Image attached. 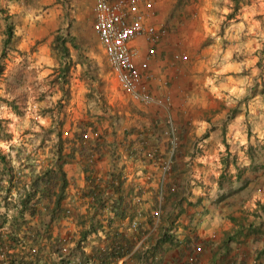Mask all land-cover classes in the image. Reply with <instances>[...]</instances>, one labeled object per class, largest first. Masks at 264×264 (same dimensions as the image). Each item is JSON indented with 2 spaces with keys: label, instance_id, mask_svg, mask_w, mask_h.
Returning a JSON list of instances; mask_svg holds the SVG:
<instances>
[{
  "label": "crops",
  "instance_id": "crops-1",
  "mask_svg": "<svg viewBox=\"0 0 264 264\" xmlns=\"http://www.w3.org/2000/svg\"><path fill=\"white\" fill-rule=\"evenodd\" d=\"M32 1L36 2L38 8L27 9V14L33 15L36 12L34 16L37 18V23L28 24L23 31L25 41L19 45L21 49L28 50L27 43L30 40L33 42L38 40L34 51L27 52L29 57L27 60L30 66L35 63V65L48 70L46 73L53 72V68L57 67L60 59V54L57 53L58 49H51L52 39L58 28L59 19L57 16L59 12L55 7L59 2L58 0ZM88 1L92 7L93 0ZM170 1L174 3L175 0H151L150 21L164 30V34L155 44H151L144 37L132 42V46L138 50L135 60L149 59L150 70L153 73V78L148 81L149 91L155 95L169 94V107L165 109L131 100L120 89L122 96L133 102L134 106L132 107L135 108L128 109V112L125 113V121L120 126H112L107 119L104 122L100 121L102 123L98 122V125L94 124L99 133L103 131L110 133L109 131L114 127L118 128L115 136L108 135L106 141L113 140L115 142V152L119 154V157L112 159L105 152L100 156L93 157L89 162L91 176L103 177L112 167L121 168V176L124 178L123 190L130 196L129 203L134 212L131 217L127 216L120 226L121 230L128 232L132 230L128 227L131 221H135L136 225L147 226L145 216L148 211L153 212L158 208L161 213V208H159L161 198L158 195V189H160L159 183L162 177L161 186L173 177L184 182V186H182L184 200L172 210L174 215L177 212L171 225L172 242H165L160 253H157L160 256L158 264H264V226L259 232L245 234L238 237L236 242L234 240L225 244L226 233L234 228V224L223 212V203L216 205L214 202L218 191L219 159L222 155L221 152L225 149V143H245L242 140L244 138L234 137L235 134L243 133L242 125L233 121L240 119V116L237 115L229 121L225 115L230 109L235 108L242 109V114L245 112L243 108L245 104L243 98L246 96L244 82L248 71L245 70L244 61L234 62L230 57L229 49L236 44L233 42V38H229L227 31L224 33L225 36L216 33L218 32L216 29L210 31L205 13H198L202 8L208 7L203 2L205 0H184V3L179 7V14L169 18L172 6ZM14 7L17 8L18 5L16 4ZM41 8L44 9L41 11ZM90 9L92 28L93 16L92 8ZM215 33L216 38L214 39ZM220 36L228 40H225L223 45L216 42ZM94 38L97 40L95 36ZM98 44L105 55L99 41ZM151 47L155 50L153 54L149 53ZM216 50L217 52H215ZM210 52L212 55L216 54L218 61L215 67L211 68L203 64L206 54ZM175 53L179 55L178 58H174ZM104 59L109 69L106 56ZM207 71L213 72L211 76L207 74ZM70 74H72L71 71ZM96 76L101 80L100 75ZM210 77H212L211 80ZM209 80L212 84L207 87ZM232 81L234 84L231 83ZM82 82L83 80L81 77L79 78L78 74H72V77L69 75V95L77 96L79 92L84 95L88 92L89 87H82ZM203 86H206V91L202 89ZM230 94L237 96L236 103L229 107L225 106V108L214 106L212 98L221 99ZM254 97H256L255 94L251 98ZM240 100L241 103H239ZM27 102L26 106L22 107L24 113H15L10 107H7L8 111L5 112L6 114L8 112V117L16 121V123L13 121L15 126L21 125L20 127L24 130L23 135L13 139L15 145H19L23 151L26 150L27 153H30L31 144H34L35 132L42 127H47L50 120L46 117L37 118L36 114L34 115L35 103L31 105V101ZM224 103L227 104V102ZM70 105L74 112L71 117L74 118L76 111H74L73 100ZM75 107H79V103L76 102ZM83 112H85V106ZM22 113L23 119L20 117V115L23 116ZM100 118L102 120L103 117H99V120ZM83 119L85 118H81V120ZM167 121L168 123L170 121L177 136V151L175 153H173L174 149L171 151L170 141L165 134L168 127ZM77 125L78 121H69L67 118L63 123L62 135L71 136L74 129H77ZM130 128L139 130V133H143L139 135L144 136L146 140L145 143L137 141L138 143L132 144V147L137 150L133 155L129 154V150H126L124 145L118 143L121 140L122 131H126L127 139L125 141L138 136L137 131L128 132ZM183 128L186 131L180 137ZM24 136L27 137L24 138ZM125 144L129 145V142ZM143 144H145V149L149 145L157 148L156 163L152 164L142 152L138 153ZM145 149L143 148V151ZM33 152L26 156V159L27 157L37 158ZM169 160L170 168L163 176L162 165ZM172 162L176 166L174 170L171 168ZM21 170L23 173L28 171V175H25L30 176L29 169ZM64 170L69 182L66 187L64 205L75 210L74 214H85L89 207L90 197L81 196L80 190L85 185L87 172L82 168L78 156L75 160L65 163ZM178 189L180 190V187L177 186ZM106 191H110V189ZM155 199L157 206L153 208ZM111 215L112 211L106 205L102 214L97 215L96 218H99L105 226V221ZM64 220L65 222L67 220L66 223L71 226L76 225L73 215L67 219L64 218ZM187 225L193 231L186 228ZM156 228L152 232L153 235L157 232ZM98 232L104 236L100 229ZM148 234L135 240L131 251L112 261L111 264H148V259L143 258V250L149 242ZM90 237L84 248L86 252H89L91 244L94 243L93 235ZM144 256L147 257V254L145 253ZM89 264H99V262L96 260Z\"/></svg>",
  "mask_w": 264,
  "mask_h": 264
},
{
  "label": "trees",
  "instance_id": "trees-1",
  "mask_svg": "<svg viewBox=\"0 0 264 264\" xmlns=\"http://www.w3.org/2000/svg\"><path fill=\"white\" fill-rule=\"evenodd\" d=\"M183 1H174L168 15L169 18L179 14V7L184 3ZM230 1L232 10L228 14V18L235 15L239 4V0ZM58 2H62V0H58ZM0 17L3 20V24L0 25V75H3L6 66L3 59L10 52L17 54L22 52L17 47L18 38L15 35L14 22L1 7ZM51 49H58L61 52V58L51 76V81L57 83L62 91L59 105L61 104L60 106H62L64 100L67 101L69 97L70 64H79L82 66L81 77L90 78L86 99L95 103L98 101L96 106H100L102 109L101 114L96 116V119L103 117L109 120L112 126H120L124 117L101 101L102 90L100 84H96V82L99 83L101 80L96 76V73L91 74L85 68V44L81 43L74 34L59 30L54 34ZM72 49L74 56L71 53ZM5 79L6 90L12 96L10 98L3 96L2 99L15 113L19 114L22 111L20 105H24V101L27 98L24 65L12 72L10 76L8 74ZM94 81L95 84H93ZM54 109L48 108L46 110L51 112L50 125L40 128L39 132H35V136L39 139V144L48 141V159L45 165L39 170L35 169V167L30 168L29 190L23 189L22 193H20L17 200L19 206L16 207V202L6 200L8 192L2 195L5 207L7 209H15L9 217H7L9 215L7 213H0V252L3 253L5 264H46V258L49 260L52 256L53 261L48 264H89L94 263L96 260L99 264H111L112 261L131 251L135 240H139L148 233L149 242L143 250V258L148 259V264H158L160 256L157 253H160L165 242H172L171 225L174 217L177 216V212L174 215L172 210L184 200V190H182L184 182L182 183L173 177L161 186V203L159 206L161 213L156 225L157 232L154 235L152 234L154 230L150 231V228L155 224L151 210L145 216L147 226L137 224L130 232L121 230L120 226L123 220L127 216L131 217L132 213H134L129 203L131 198L123 190L124 178L121 176L122 170L121 168L112 167L106 172L105 176L96 178L91 176V168L89 166L91 161L89 159L96 155L100 156L104 152L112 159L119 157V154L115 152V142L113 140L106 141L108 135L115 136L118 128L114 127L109 131L110 133L108 131L99 133L98 131L97 137L85 139L83 135L86 132L97 130L94 125L95 122L87 118L83 123H78L77 129H74L71 136H63L65 113L61 112V116H59L60 112L58 110L57 115L53 117ZM166 123L168 124V121ZM134 131H137L138 136L125 141L127 139L126 131H122L121 140L118 141V143L126 147V150H129L130 155L137 152L132 147V144L140 141L145 143L146 141L144 136L139 135L143 134L139 133V130L128 129L130 133H134ZM185 131V128L181 130L180 137L184 135ZM9 138L10 133L7 131L2 119H0V141H6ZM127 142H129V145L125 144ZM227 146L225 143L226 151L220 156L221 168L217 177L218 191L214 202L216 205L223 203L224 207L228 208L232 207L233 201L238 196L250 189L248 187L252 182L258 181L260 177L253 178L249 172L253 174H257L259 170L263 172L264 159L261 160L262 155L258 152L259 148L248 144L243 150L248 162L239 165L237 154L229 152ZM143 148L145 149V144H143L141 151H138L139 154L144 152ZM147 148H155L157 150L153 145H149ZM14 149L15 151L12 152ZM21 151L19 146L11 145V155L19 158ZM175 151H177V145H175L173 153ZM77 156L81 161L82 168L87 172L86 182L80 193L83 197H90V203L85 214L73 215L74 219H76V225L79 226V231L76 238L72 240L71 238L63 237L60 232L54 235L52 231L54 223L59 221V219H67L71 215L66 213L64 205L66 187L69 183L64 164L75 160ZM0 163L2 166L0 174L11 170V163L1 148ZM230 166L235 168V172H231ZM171 168L172 170L176 169L174 162L171 163ZM177 186L180 187V190H177ZM107 189H110V191H106ZM241 199L244 200V196ZM43 200L45 203L41 206L40 203ZM106 205L109 206L112 215L105 221L104 226L96 216L102 214ZM155 206H157L156 199L152 207L154 208ZM226 216L234 224V228L226 233L224 243L228 244L230 241L235 240L236 242L238 237L245 234L261 231L264 226V200L257 198L255 199L254 208L251 210L242 209L238 213L231 210L227 212ZM188 227L189 225L186 226V228ZM99 229L104 236L99 234ZM190 231H193V229ZM91 235H93L94 243L91 244L89 252H86L84 248L88 244ZM69 241L73 242L72 245L69 244ZM64 248L65 250H63ZM145 253L147 257L144 256ZM138 257L140 259V256Z\"/></svg>",
  "mask_w": 264,
  "mask_h": 264
},
{
  "label": "rangeland",
  "instance_id": "rangeland-1",
  "mask_svg": "<svg viewBox=\"0 0 264 264\" xmlns=\"http://www.w3.org/2000/svg\"><path fill=\"white\" fill-rule=\"evenodd\" d=\"M172 3L173 1H170ZM204 4H207L208 7L205 9L202 8L198 13H205L207 18V26L211 31L218 30V34L221 36H225L224 33L227 31V35L229 38H233V42L236 44L233 48L229 49L230 57L234 60V62L244 61L245 70L248 71L247 76L245 77V88L246 96L243 98L245 104L243 105L245 112L242 114V109L235 108L233 110H229L227 112L226 119L231 121L237 115L240 116V119H234L238 124H241L243 127L242 134H235L234 137L244 138L242 140L245 143L240 144L237 142H231L227 144L229 152L237 154V162L239 165L245 164L248 162V159L245 157L244 147L248 144H252L259 148V154L262 155L261 160L264 159V0H239L238 9L235 11V15L231 18H228V14L232 10L231 1L230 0H205ZM18 5L17 8L14 5ZM0 7L5 10V13L10 16L11 20L14 22V31L17 36V47L22 52L21 54L17 53H8V56L3 59L5 62V71L3 75H0V119H2L3 124L7 127V131L10 133L9 151L6 153V158L11 163V158L15 157L10 154L11 145H15V141L13 139H17L18 136L24 134V130L20 126H15L11 117H8V112L6 114V110L8 111L9 107L5 101H3L2 97L10 98L12 96L6 90V76H10L12 72H15L17 69L24 66V70L26 72V80H25V88L27 91V98L25 99L24 105H20V108L26 106L27 101H31L35 103V113L37 118H48L49 124L51 123V112L46 111L48 108H55L53 114L55 117L59 110L61 116V112L65 113V121H78V123H83L87 118L96 122L105 121V119L100 118L96 119V116L101 114L100 106H96L98 101L95 103L93 101H88L86 99V93L82 95V93H77L78 95H69L68 100L62 103V106L59 105V100L61 98L62 91L59 89L57 83H53L51 81L52 72L49 73L48 70H45L44 67H40L38 65L30 66L28 62L27 52L32 53L36 44L39 42L38 40H30L28 44V50L21 49L20 43L25 41L23 38V31L28 26L29 23L36 24V17L33 15L27 14V9H37L38 5L36 2L32 0H0ZM43 7V6H42ZM58 10V28L57 31L70 32L74 34L81 43L85 44V68L91 74L96 73L101 76V82L96 84H100L102 90L101 101H103L106 106L112 107L118 111L119 114H122L124 117L123 122L125 121V113L128 112V109H133L135 107L134 103L129 99L127 100L122 96L120 87L116 82L112 72L108 69V66L105 64V55L100 48L98 41L95 40V34L92 33L91 28V4L88 0H80V1H72V0H62L55 7ZM44 8H41V11ZM196 9V8H195ZM15 10V11H14ZM56 10V11H57ZM35 11V10H33ZM3 24L2 17H0V25ZM216 33L214 34V39L216 38ZM94 34V35H93ZM218 38L216 41L218 44H224L226 38L223 37ZM209 38V37H208ZM210 40V38H209ZM228 41V40H227ZM219 47V46H218ZM236 48V49H235ZM214 49V48H213ZM223 51V50H222ZM212 52V51H211ZM207 53L203 64H206L208 67H215L217 64L216 54L212 55ZM217 52V50L215 51ZM58 54H61L60 50L57 51ZM72 55L74 56L73 49L71 50ZM59 56V55H58ZM61 58V57H60ZM259 62V63H258ZM28 63V64H27ZM261 64V65H259ZM27 65V67H26ZM53 68V73L54 69ZM70 71L72 74H78L79 78L82 73V66L78 64L71 63ZM86 71V70H85ZM238 72V71H236ZM213 72L207 71V74L211 76ZM72 74L70 76L72 77ZM218 76V75H217ZM82 87L90 86V78L81 77ZM212 77H210V80ZM207 82V87L211 86V81ZM79 83V82H78ZM234 84V82H231ZM81 88V84H80ZM79 89V87H78ZM202 89L206 91V86H203ZM29 94V95H28ZM255 94L256 97H253ZM73 96V97H72ZM84 97V102H83ZM242 98V97H241ZM30 99V100H29ZM73 100V106L75 116L71 117L72 110L70 108V103ZM214 106H220L221 108H225V106L229 107L232 104L236 103L237 96L230 94L227 97H223L221 99L212 98ZM27 102V103H26ZM76 102L79 103V107L76 106ZM224 102H227L225 105ZM241 103V100L239 101ZM22 104V103H20ZM85 106V112H83ZM23 110V108L21 109ZM111 110V109H109ZM241 110V111H240ZM240 111V112H239ZM21 112H25L24 110ZM69 112V113H68ZM22 113V115H23ZM238 113V114H237ZM68 115V116H67ZM20 117L23 119L24 115ZM81 118H85L81 120ZM138 119V118H137ZM64 121V123H65ZM128 122V121H127ZM16 123V121H15ZM102 123V122H100ZM240 127V128H242ZM67 128V126H66ZM21 130V131H20ZM39 132V130H37ZM70 131V129H69ZM26 132V130H25ZM14 137V138H13ZM27 137V136H26ZM24 136V138H26ZM19 146V145H16ZM6 147V144L3 145ZM25 147V146H24ZM28 147V146H26ZM224 149V146H222ZM23 149V148H22ZM21 149V150H22ZM48 141H44L43 144H39V139L35 136L34 144H31L30 153H35L37 158H28L26 156L30 155L26 150H22L21 156L19 158L15 157L17 161L19 160V166L23 170H27L35 166V169H40L45 165L46 160L48 159ZM12 150V152H14ZM225 149L221 153H225ZM11 152V153H12ZM22 158H24L22 160ZM33 159V160H32ZM38 159V160H36ZM220 161V159H219ZM22 164V165H21ZM29 166V167H28ZM221 168V167H220ZM231 172H235V168L230 166ZM31 172V171H30ZM259 172V174H258ZM257 174H251L254 177L258 178V181L252 182L248 187L250 189L246 190V193L243 192L241 196H238L235 201H233L232 207H224L223 212L227 214L228 211L234 210L238 213L242 209L251 210L254 208L255 199L259 198L260 200H264V171ZM24 174L28 175V171H24ZM31 176V175H30ZM29 176V177H30ZM252 187V188H251ZM242 196H244V200H242ZM45 199V198H43ZM46 200V199H45ZM47 201V200H46ZM45 201L43 200L40 204L44 205ZM221 204V203H220ZM241 205V206H240ZM71 209V208H70ZM15 209H12V212ZM75 210L71 209V215H74ZM250 217V216H249ZM67 222V220H66ZM65 222L64 219H59L56 223L53 224V234L56 235L58 232L65 238H76L79 231V226L77 225H69ZM78 227V229H77ZM156 226L151 228V230H155ZM72 241H69V244L72 245ZM53 256L46 258V264L53 261Z\"/></svg>",
  "mask_w": 264,
  "mask_h": 264
},
{
  "label": "built area",
  "instance_id": "built-area-1",
  "mask_svg": "<svg viewBox=\"0 0 264 264\" xmlns=\"http://www.w3.org/2000/svg\"><path fill=\"white\" fill-rule=\"evenodd\" d=\"M151 0H93L92 3V30L96 39L102 45L105 52L106 60L109 69L112 72L120 89L131 99L137 102L144 103L149 106H158L167 109L170 104L169 94L163 93L155 95L149 91L148 81L153 78V73L150 70L149 59L135 60L138 50L132 46V42L140 37H144L151 44L164 34V30L150 21L151 17ZM154 48L151 47L149 53L153 54ZM177 53L174 58H178ZM169 120H171L169 118ZM98 130L88 131L83 137L95 138L98 136ZM165 134L170 141L171 151L174 149L177 141L175 129L172 124L168 123ZM9 141H0V148L6 154L9 149ZM6 144L4 148L3 145ZM155 148H147L143 152L144 156L156 163ZM92 161V158L89 159ZM11 170L0 174V213L9 214L12 208L7 209L4 205L2 195L8 192L7 199L16 202L22 193L23 189L29 190L30 177L26 176L19 166V160L15 157L11 158ZM0 163V171L1 169ZM170 168V160L162 165V173H166ZM10 173V174H9ZM10 175V177H9ZM160 180L158 195L161 198V181ZM66 213L70 214L71 209L65 206ZM156 222L160 216V210L154 209L151 212ZM130 229L136 227L135 221H131L128 226ZM2 231V230H1ZM65 250V248L63 249ZM3 253L0 252V264H5Z\"/></svg>",
  "mask_w": 264,
  "mask_h": 264
}]
</instances>
